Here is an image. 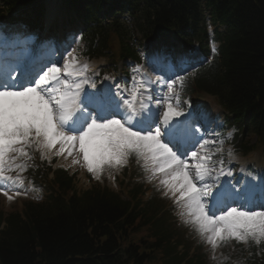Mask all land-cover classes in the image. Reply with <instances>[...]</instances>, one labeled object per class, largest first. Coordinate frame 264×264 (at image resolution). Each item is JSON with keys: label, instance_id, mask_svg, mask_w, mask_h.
Returning a JSON list of instances; mask_svg holds the SVG:
<instances>
[{"label": "snow or ice", "instance_id": "6c2138e0", "mask_svg": "<svg viewBox=\"0 0 264 264\" xmlns=\"http://www.w3.org/2000/svg\"><path fill=\"white\" fill-rule=\"evenodd\" d=\"M30 42V37L19 41L0 33V191L6 187L4 181H13L6 172L25 169L16 161L20 157L30 159L25 149L33 144L48 150L60 144L57 154L67 150L69 155L78 144L88 172L97 179V173L106 165L125 164L135 154L166 175L161 183L177 197V202L186 204L200 230L210 233L209 242L214 249L219 240L228 238L245 243L252 240L256 244L264 241V211L224 207L227 198L239 194L223 189L212 194L213 185L206 182L212 171V157L206 151L201 155L200 151L209 141L201 143L197 130L185 121L173 123L174 118L184 115L178 109V97L174 107V97L170 95L178 82L182 86L183 75L174 74L167 81L162 80L169 95H158L154 103V82H150L144 90L154 110L141 101L142 110L137 112L139 87L133 88L130 99L116 102L115 106L112 98L102 93L87 92L82 97L83 86L89 83L84 74L87 65L80 70L75 58L65 60L62 56L60 61L42 58L37 70L27 55ZM10 48H23L24 54L6 52ZM71 55L67 52V56ZM17 70L19 79L14 75ZM120 104L126 105L123 112ZM207 198L211 199L212 208L208 207Z\"/></svg>", "mask_w": 264, "mask_h": 264}, {"label": "trees", "instance_id": "16d2710c", "mask_svg": "<svg viewBox=\"0 0 264 264\" xmlns=\"http://www.w3.org/2000/svg\"><path fill=\"white\" fill-rule=\"evenodd\" d=\"M156 1V6L148 4L145 17L158 29L165 28L160 22L189 23L194 29L201 21L200 0ZM206 3L213 13L220 9L236 13L241 10L243 31L238 30V36L226 39L221 51L223 72L215 63L200 72L199 77H212L210 87L225 99L226 108L235 113L237 121L258 104L262 109L258 115L262 118L257 124L264 126V0H206ZM261 144L264 146V142ZM70 198L71 207L67 209L53 204L45 211L31 209L25 218L8 217L7 228L0 232V264H91L105 251L111 253L114 240L111 238L105 244L100 240L127 207L107 192Z\"/></svg>", "mask_w": 264, "mask_h": 264}, {"label": "rangeland", "instance_id": "374dc122", "mask_svg": "<svg viewBox=\"0 0 264 264\" xmlns=\"http://www.w3.org/2000/svg\"><path fill=\"white\" fill-rule=\"evenodd\" d=\"M251 140L252 141H254V138H252L251 137ZM36 150V148H30V147H28V148H26V151L28 152V153H32L33 151H35ZM30 166H27V169L29 168ZM26 170V169H25ZM35 170V169H34ZM22 173V172H21ZM82 176V175H81ZM81 176H78L77 177V185H81V190H86V188H88L89 187V185H91V183L90 182H88L87 180H85L84 178H83V176L81 177ZM84 180H83V179ZM45 179H43V176L42 175H39V178H37V182L39 183V184H42L43 183V181H44ZM117 184H119L120 182H116ZM101 185H104V186H107V187H112V188H114L113 187V185H111V183L109 182V183H101ZM102 187V186H101ZM116 190V189H115ZM1 192H3V191H1ZM5 205V204H4ZM1 207V206H0ZM4 207V206H3ZM5 209H9V206L8 207H6Z\"/></svg>", "mask_w": 264, "mask_h": 264}]
</instances>
